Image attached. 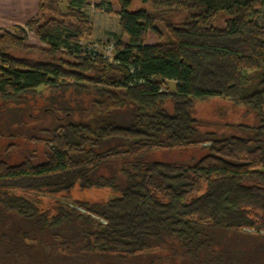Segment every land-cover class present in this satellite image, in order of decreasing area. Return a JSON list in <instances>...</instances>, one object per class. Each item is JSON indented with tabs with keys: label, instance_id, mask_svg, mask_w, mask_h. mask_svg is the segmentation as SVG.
<instances>
[{
	"label": "trees",
	"instance_id": "16d2710c",
	"mask_svg": "<svg viewBox=\"0 0 264 264\" xmlns=\"http://www.w3.org/2000/svg\"><path fill=\"white\" fill-rule=\"evenodd\" d=\"M91 1L120 7L128 42L117 41L113 62L79 45L93 35ZM142 1L151 11H131L132 0H37L26 25L47 48L27 45L21 27L0 28L5 129L40 100L52 117L27 136L43 159L36 149L19 162L0 158V264L130 261L154 250L187 264H264V0ZM150 35L158 43L147 44ZM214 97L247 106L258 123L235 126L241 136L202 133L194 105ZM190 147L207 154L140 161ZM77 187L116 196L73 200ZM46 196L72 202L42 209Z\"/></svg>",
	"mask_w": 264,
	"mask_h": 264
},
{
	"label": "rangeland",
	"instance_id": "374dc122",
	"mask_svg": "<svg viewBox=\"0 0 264 264\" xmlns=\"http://www.w3.org/2000/svg\"><path fill=\"white\" fill-rule=\"evenodd\" d=\"M2 1V0H1ZM5 1V0H3ZM14 9L18 14L7 18V20L0 19V28L3 30L16 31L17 28H23L25 30V43L27 45H33L41 48H47V45L35 40L37 36L33 31L26 25L27 21L36 15L38 3L37 0H12ZM93 2V1H91ZM5 3H0V5ZM113 11L108 13L106 9L97 6L96 4H88L84 10L88 21L90 22L93 35L84 44H99L103 48L110 46L114 47L118 40L123 43L128 42L127 36H125L119 26L118 13L115 10H120V7L115 1L112 4ZM1 9V7H0ZM147 9L151 11L149 3H143L142 0H132L130 7L131 11ZM181 15L174 16L175 21H180ZM259 22L264 23V11H261L259 16ZM219 25H223V18L219 20ZM163 29V26L160 25ZM41 41V40H40ZM147 44H156L158 40L150 35L146 40ZM103 50V49H102ZM113 50V48H112ZM104 53V50L101 53ZM18 55L26 56L29 58L36 59V55L32 54H21ZM44 100H40L37 104L29 107L34 117H30L28 114L31 113L28 110L24 116L22 124H7L9 128L5 129L6 122L8 121L9 114L5 112L6 107L0 103V130L2 135L0 136V158L6 159L10 163L19 162L24 155L29 151L36 149L38 152L39 159H43V149L39 145L32 143L28 140L27 136L31 134H37L39 128L49 126L52 117L48 114H42L40 109L42 106H46ZM28 106V105H27ZM43 106V107H44ZM171 109V105L169 107ZM4 110V112H3ZM123 110L122 112H125ZM194 117L199 123V130L202 133H214L217 136H241L243 131L239 130L235 126L237 125H248L254 126L258 123L257 118L253 111L249 110L247 106L235 105L230 100L214 97L205 101H196L194 105ZM28 115V116H27ZM79 116H75V120H79ZM234 125V127H233ZM14 148L11 152H8L9 146ZM207 154V150L202 147H190L185 149L177 150H155L140 158L142 162H196ZM115 174L118 179L122 182L123 177L119 175L117 166H114ZM113 171H109L108 174H112ZM22 194V192H17ZM116 196L115 193L108 189H88L80 190L78 187L73 191V200H87L91 202H105ZM56 201L71 204V200L62 196H46L41 197V208L46 209L54 205ZM244 236V235H243ZM240 235L232 234L227 236L231 240H237ZM246 237L245 242H252L251 237ZM255 242V240L253 241ZM160 259V260H159ZM159 260V261H158ZM83 257H72L63 255L61 264H187L181 257L176 256L173 252H163L160 250H154L147 252L143 257L130 261H119L117 258L109 259L105 262L92 263L86 262ZM157 262V263H156Z\"/></svg>",
	"mask_w": 264,
	"mask_h": 264
},
{
	"label": "built area",
	"instance_id": "2783aa9c",
	"mask_svg": "<svg viewBox=\"0 0 264 264\" xmlns=\"http://www.w3.org/2000/svg\"><path fill=\"white\" fill-rule=\"evenodd\" d=\"M79 45L82 51L87 55L91 56L92 58L100 56L103 57L104 59H108L111 62L114 61V53L112 50L113 47L107 46L103 48L99 44H91V43L86 45L84 44L83 41H80ZM102 49L104 50V53L103 52L101 53V51H103Z\"/></svg>",
	"mask_w": 264,
	"mask_h": 264
},
{
	"label": "crops",
	"instance_id": "0c3cea01",
	"mask_svg": "<svg viewBox=\"0 0 264 264\" xmlns=\"http://www.w3.org/2000/svg\"><path fill=\"white\" fill-rule=\"evenodd\" d=\"M0 3H5V4H1L0 5V7H1V9H0V19H2V20H7V18H9V17H11V16H13L14 14H18L17 13V11L14 9V4H13V2H12V0H5V1H1L0 0ZM90 4H98V1H93V2H89ZM117 13H119L120 12V10H115ZM119 17V16H118ZM36 39H38V37L36 38ZM35 41H37V42H34L35 44L37 43H40L41 41H40V39H38V40H35Z\"/></svg>",
	"mask_w": 264,
	"mask_h": 264
}]
</instances>
